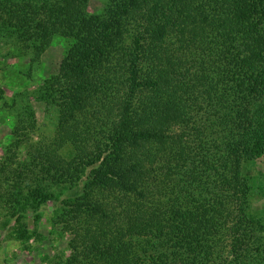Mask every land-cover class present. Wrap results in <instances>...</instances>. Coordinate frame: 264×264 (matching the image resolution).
Instances as JSON below:
<instances>
[{"label": "trees", "instance_id": "16d2710c", "mask_svg": "<svg viewBox=\"0 0 264 264\" xmlns=\"http://www.w3.org/2000/svg\"><path fill=\"white\" fill-rule=\"evenodd\" d=\"M90 2L0 0V46L35 63L69 43L29 102H5L14 238L51 209L71 236L59 264H264L244 173L264 160V0Z\"/></svg>", "mask_w": 264, "mask_h": 264}, {"label": "rangeland", "instance_id": "374dc122", "mask_svg": "<svg viewBox=\"0 0 264 264\" xmlns=\"http://www.w3.org/2000/svg\"><path fill=\"white\" fill-rule=\"evenodd\" d=\"M108 2L91 0V12H101ZM68 45L67 40L56 37L46 55L35 63L30 62L27 50L21 55L11 45L0 46V87L4 91V99L0 100V164L7 157L6 148L13 142L18 124L17 111L6 107L5 102L10 105L14 99L20 103L29 102V95L61 62ZM36 107L40 128L37 136H51L57 122L56 112H44L38 105ZM244 173L252 184L250 210L264 220V160L246 164ZM14 223L8 210L0 206V264H59L61 258H65L71 236L63 235L54 227L51 209H45L39 220L26 219L35 235L25 244L14 238Z\"/></svg>", "mask_w": 264, "mask_h": 264}]
</instances>
